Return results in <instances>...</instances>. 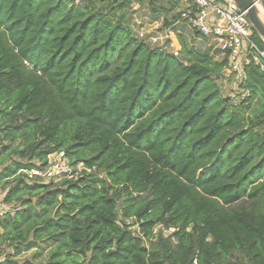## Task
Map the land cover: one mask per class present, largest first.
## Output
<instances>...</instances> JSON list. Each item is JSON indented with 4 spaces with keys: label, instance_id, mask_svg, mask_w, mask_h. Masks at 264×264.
<instances>
[{
    "label": "trees",
    "instance_id": "obj_1",
    "mask_svg": "<svg viewBox=\"0 0 264 264\" xmlns=\"http://www.w3.org/2000/svg\"><path fill=\"white\" fill-rule=\"evenodd\" d=\"M132 9L0 0V264H264V57L238 102L228 56L139 41ZM62 152L69 176L30 178Z\"/></svg>",
    "mask_w": 264,
    "mask_h": 264
},
{
    "label": "built area",
    "instance_id": "obj_2",
    "mask_svg": "<svg viewBox=\"0 0 264 264\" xmlns=\"http://www.w3.org/2000/svg\"><path fill=\"white\" fill-rule=\"evenodd\" d=\"M77 4L88 0H75ZM101 2H131L133 7L147 2V0H99ZM174 3L186 5L183 10V19L191 28L201 35L212 38L217 49L224 56H228L225 67L226 76L234 75L239 82L244 78V67L249 64L253 52H258L261 57L264 53L258 51L252 37V23L247 14L242 12L232 0H171ZM264 8V0H255ZM141 24L139 23V26ZM165 29V28H164ZM135 37L151 46L179 57L180 50L171 44V32L161 30L160 24H149L134 30ZM254 60L260 63V57L254 56ZM247 92H238L232 96L236 101L245 99ZM55 156V160L52 157ZM71 174L69 160L65 153H57L50 156L49 165L43 170H34L29 173L30 178L41 177L47 181L61 180ZM9 213H15L11 206L4 203V192L0 190V218Z\"/></svg>",
    "mask_w": 264,
    "mask_h": 264
},
{
    "label": "rangeland",
    "instance_id": "obj_3",
    "mask_svg": "<svg viewBox=\"0 0 264 264\" xmlns=\"http://www.w3.org/2000/svg\"><path fill=\"white\" fill-rule=\"evenodd\" d=\"M159 1L160 3L158 4L161 7L163 8L165 6L169 7L167 5V0H159ZM184 8H186V5L179 3V6L174 8V12L173 13L171 12V15L173 16L181 14L180 20L175 25L178 28V30L181 32L180 35L182 37V41L190 44L189 46L195 50H200L202 52H209L214 57V59L221 60L224 57V55L220 53V51L217 49L216 43L213 41V39L201 36L198 31L191 28L189 24L183 19L182 14ZM131 17L133 21L134 30H138V28H142L143 26L149 27V24H155L157 22L160 24L161 30L163 31L165 29L171 30V28L164 27L166 14L162 13L155 16L153 11L151 10L149 1L140 4L139 6L133 7ZM139 23L141 24L140 26ZM134 37H135V33H134ZM190 39L192 40L190 41ZM223 74H225L224 71ZM219 82L226 96L230 94L231 96H234L238 92L237 89H239L240 83L234 75L230 77L226 76L222 78ZM52 160H55V156L52 157ZM172 232L173 231H167L166 234ZM33 253H34L33 249L26 250L23 253V255L18 258V260H24V259L26 260L27 258H31L33 256Z\"/></svg>",
    "mask_w": 264,
    "mask_h": 264
},
{
    "label": "water",
    "instance_id": "obj_4",
    "mask_svg": "<svg viewBox=\"0 0 264 264\" xmlns=\"http://www.w3.org/2000/svg\"><path fill=\"white\" fill-rule=\"evenodd\" d=\"M238 8L247 14L250 19L253 28L257 31L260 37L264 41V22L260 18V15L256 8L255 0H233Z\"/></svg>",
    "mask_w": 264,
    "mask_h": 264
},
{
    "label": "crops",
    "instance_id": "obj_5",
    "mask_svg": "<svg viewBox=\"0 0 264 264\" xmlns=\"http://www.w3.org/2000/svg\"><path fill=\"white\" fill-rule=\"evenodd\" d=\"M262 10H263V12H264V8L262 7ZM263 15V14H262ZM264 16V15H263ZM167 30H169L170 32H171V35H170V37H171V44L172 45H174L176 48H178L180 51L182 50V46H183V42L184 41H182V37H181V35H180V31L178 30V28L176 27V25H174V27L173 28H171V30L170 29H167ZM201 36H203V35H201ZM203 37H205V36H203ZM200 38V37H199ZM198 39V38H197ZM192 39H190V41H191ZM186 45H190V44H188L187 42H184ZM226 75V74H225ZM228 77V76H227ZM239 81V80H238ZM240 83V82H239ZM238 90V89H237ZM231 95V94H230Z\"/></svg>",
    "mask_w": 264,
    "mask_h": 264
},
{
    "label": "bare ground",
    "instance_id": "obj_6",
    "mask_svg": "<svg viewBox=\"0 0 264 264\" xmlns=\"http://www.w3.org/2000/svg\"><path fill=\"white\" fill-rule=\"evenodd\" d=\"M256 8H257V11H258V13H259V15H260V18L262 19V21L264 22V12H263V10H262V5H261V3H257L256 4ZM263 14V15H262Z\"/></svg>",
    "mask_w": 264,
    "mask_h": 264
}]
</instances>
